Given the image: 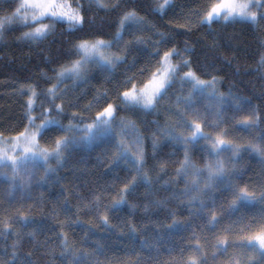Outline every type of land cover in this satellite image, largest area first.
<instances>
[{
  "label": "trees",
  "instance_id": "1",
  "mask_svg": "<svg viewBox=\"0 0 264 264\" xmlns=\"http://www.w3.org/2000/svg\"><path fill=\"white\" fill-rule=\"evenodd\" d=\"M17 2L18 0H0V9L11 10ZM82 2L88 22L81 32L71 34L66 23L58 22L47 38L32 42L21 39L23 32L28 29L17 23L10 25L9 30L0 37V132L5 136L15 135L27 122L24 118L27 96L20 95L18 89L21 85L35 84L38 85V91L43 92L49 87V83L42 79V74L53 75L51 69L67 61V53L73 42L78 37L88 38L96 33L101 34L104 39H113L115 22L126 9H135L138 15L145 18L148 26L135 34L143 36L146 43L130 45L125 62L111 73L93 67L87 82L73 87L71 80L65 81L61 86H66L68 92L64 97L65 113L60 117L62 123L67 124V117L74 111L81 112L85 122H90L100 107L94 101L98 90H107V99L119 103L117 86L123 82L125 76L135 74L138 80H143L138 71L141 67L154 65L159 59L150 54L154 51V42L160 39L156 33L165 32L168 39L160 45L161 51L175 46L184 57L191 60L192 69L202 79L215 75L220 80V91L227 93L231 90L233 94L250 100V104L244 105L247 109L243 107L240 111L231 106L225 107L223 115L226 123L221 127L229 131L231 137L228 138L242 141L236 139L234 130L229 125L249 130L237 123L238 115H247L245 111L250 113L249 110H255L261 117L258 126L252 127L250 134L253 138L264 134V68L259 66L260 57L264 55V20L257 24L245 21L224 23L220 20L211 25H196L188 31L176 25L183 23L185 15L192 11L202 13L213 0H172V5L166 9L164 15L152 10L158 0H121L120 9L114 12L98 10L94 5L89 8V0ZM132 38L129 32H125L124 41ZM186 47L190 51L184 52ZM181 91V85L177 81L156 110L117 113L118 118L125 116L134 121L144 138L145 168L151 170L155 195L145 198V186L140 184L135 192L127 196L126 204L108 211L109 225L104 226L99 217L104 214L105 206L111 205L112 198L134 173L131 167L124 164L111 166L113 149L110 144L77 148L67 155L64 165L49 180L32 185L22 198L10 202L0 192V257L5 260L10 258L13 251L11 246L16 242L19 256L25 258L31 253L32 264H75L77 256L85 252L91 253L97 247L100 251L95 257L82 260L79 264H96L97 260L100 264H134L137 260L139 264H161L178 258L181 250H184L183 257L186 260L194 254V248L199 243L200 259L205 262H209V259H220L219 262L223 263L229 261L235 251L233 243L242 235L239 231L241 225L234 222L243 220L247 223L252 217L258 219L264 216V206L259 201L245 202L248 206L245 210L240 211L239 207L235 211L231 210L229 204L232 197L230 192L223 190L224 185L215 193L204 197L207 207L203 213L199 210L198 202L189 205L187 198L183 196L180 199H171L173 191L180 193L185 186L184 180L177 178L175 171L179 161L183 159L184 145L161 140L154 154L152 141L153 133L159 126L175 119V109L173 108V113L166 109ZM69 99L72 100L71 107L67 105ZM90 101L93 102V107L87 110L86 106ZM42 103L44 107L48 106L43 95L36 100L37 114H40ZM206 105L207 102L200 98L193 100V108L201 113H204ZM208 120L211 122V113ZM205 128L213 133L212 128ZM58 135L62 133H46L40 140L41 145L51 144ZM188 148L197 166L202 167L209 159L208 144L203 139ZM243 157L247 158L248 166L242 163ZM236 169L238 177H234V184L241 187L248 185L251 191L259 183H264V176L261 175L264 163L259 156L253 153L246 156L241 153L236 161ZM166 181L169 183L165 184ZM93 193H103L98 211H89L84 206L92 199ZM152 200H167L168 203L159 208L150 206L145 211L144 205ZM131 204L138 206L131 208ZM227 209L230 212H225ZM213 211L217 214L219 223L215 228L205 227ZM172 213L175 214L174 217ZM22 218L30 223L23 225ZM173 219L177 224L169 231L168 225L173 223ZM65 221L68 223L61 227V222ZM6 222L9 223L10 231L5 235ZM229 225H233V231L225 233L224 229ZM130 226L136 228L135 233L130 232ZM60 233L66 234L71 248L64 255L61 242L57 239ZM194 234L199 237L198 241L193 238ZM224 235L228 236L227 250L216 251L214 246L217 238ZM142 240H146L152 248H142ZM169 249L173 250L171 254ZM5 250L8 255H4Z\"/></svg>",
  "mask_w": 264,
  "mask_h": 264
},
{
  "label": "snow or ice",
  "instance_id": "2",
  "mask_svg": "<svg viewBox=\"0 0 264 264\" xmlns=\"http://www.w3.org/2000/svg\"><path fill=\"white\" fill-rule=\"evenodd\" d=\"M95 6L98 10L116 11L121 7V0H89V8ZM172 5V0H162L154 4L153 11L164 15L166 9ZM49 20V23H45ZM223 20L224 23L237 21L250 22L257 24L264 20V0H213L208 9L203 13L192 11L185 15L184 22L177 24L176 27L191 31L196 25H211L214 22ZM66 23L68 31L71 34L81 32L87 19L85 16V7L82 0H18L11 10L0 9V37L3 36L9 26L19 24L28 30L23 32L21 39L32 42H39L47 38L54 31L56 23ZM145 18L138 15L135 9H126L118 16L115 22L116 31L113 39H104L101 34L96 33L88 38H77L71 49L68 51V59L65 63L57 65L51 69L53 75L42 74V79L49 83V87L38 91V85H21L20 95H26L24 118L27 121L23 129L16 132L15 135L5 136L0 132V177L9 183L10 190L15 191L22 188L24 183L31 181L32 172L30 169L37 167L44 168V175L41 177V183L46 182L52 172L64 165L67 155H70L77 148H92L101 143L111 145L110 162L111 166L118 167L121 163L130 166L133 175L119 189L116 196L112 198L110 206H105L104 214L100 215V222L104 226L109 225L108 211L118 208L127 203V196L136 191L140 184L145 186V198L155 195L152 189L153 180L150 176V169L145 168L146 153L144 147V138L139 133L134 121L125 116L117 117L119 111L152 112L157 109L160 101L166 96L169 89L177 81L181 85H190L187 95L182 91L176 94L175 100L170 101L166 109L173 113L175 119H170L164 125L159 126L153 133L152 148L155 154L161 140L170 141L174 144L184 145L183 159L179 161L176 168V177L184 180V189L180 193L173 191L171 199H180L181 196L187 198L189 205L199 203V210L203 213L207 207L204 197L209 192L224 185V191L230 192L233 199L229 208L235 211L242 202H264V183H259L251 191L249 186L243 187L233 183V177H238L236 161L241 153L251 152L261 158L264 163V134L250 140L246 145L238 143L228 138L226 128L221 125L226 123L224 111L226 106L233 107L236 111L242 110L245 104H250V100L237 96L229 90L227 93L218 88L220 80L215 76L209 79H202L201 76L192 69L191 60L184 57L175 46L167 48L161 53L160 45L168 39L165 32H157L160 39L154 42V51L150 54L152 57H159L154 65L141 67L138 71L143 80H138L137 75L125 76L123 82L117 86V99L119 103L109 101L108 91H99L94 97L99 109L90 122H85L81 112H72L67 117V124L62 123L60 117L65 113L64 97L67 88H61V85L67 80L73 82V87L79 83H85L90 78V72L93 67L111 73L120 64L127 59V52L130 45H141L146 40L141 35H136L137 31H143ZM152 27H155L153 25ZM125 32L132 35V39L124 41ZM123 41V44H121ZM115 49V50H113ZM190 49L187 47L184 52ZM179 59H174V58ZM259 66L264 68V55H261ZM183 69H187L184 71ZM123 90H120V89ZM199 94L208 101L204 113L193 108V96ZM43 95L48 102V106L41 104L39 116L34 115L36 100ZM60 100V103H56ZM69 107L73 106L72 100L67 101ZM93 102L90 101L86 106L91 110ZM211 113L213 119L208 120ZM39 120V123L36 121ZM261 117L255 110L245 115L238 124L245 128L258 126ZM219 129L215 134L205 132L204 128ZM56 131L62 133L58 135L51 144L43 146L40 140L46 133ZM130 134H134L132 139H128ZM205 140L208 143V155L211 159L205 161L202 167L193 162L189 145H194L198 140ZM231 152L230 157H223L222 154ZM55 160V167L50 166L49 162ZM3 169H9L8 172ZM163 170V166H161ZM264 176V171L261 173ZM17 177H20L21 183L17 184ZM178 182V181H173ZM169 182L166 181L165 184ZM103 193H93L92 199L84 206L89 211L99 210ZM168 203L167 200H152L144 205L145 211L150 206L162 207ZM213 200V205H214ZM136 208L137 204L129 205ZM79 210V209H78ZM173 217L175 216L172 213ZM21 223L26 225L30 223L21 219ZM67 221L61 222L64 227ZM219 223L217 214L213 211L205 227L215 228ZM234 223L240 224V235L238 241L233 243L235 249L228 264H264V216L250 218L249 222L237 220ZM177 222L168 225V230L172 231ZM70 226V225H69ZM10 231L9 223H5V235ZM233 225L224 229L225 233H231ZM130 232L135 233L136 228L130 226ZM197 241L199 237L193 236ZM57 239L60 240L64 249L62 255L71 251L68 239L65 233H60ZM228 236H219L214 246L217 251L224 252L228 246ZM149 245L146 240L141 241V247ZM13 251L10 258L0 257V264H32L31 253L25 258H21L17 251L18 243L12 244ZM191 247V245H190ZM250 250V251H249ZM100 251L97 247L91 253L85 252L77 256L75 264L82 260L95 257ZM173 250L169 249L171 254ZM181 250L178 258H172L161 264H204L203 259L198 258L201 251L199 243L194 248V254L186 260ZM4 255H8L5 250ZM260 260L255 259L256 256ZM75 256V254H74ZM71 264V262H70ZM96 264H100L97 260ZM134 264H139V260Z\"/></svg>",
  "mask_w": 264,
  "mask_h": 264
},
{
  "label": "rangeland",
  "instance_id": "3",
  "mask_svg": "<svg viewBox=\"0 0 264 264\" xmlns=\"http://www.w3.org/2000/svg\"><path fill=\"white\" fill-rule=\"evenodd\" d=\"M159 2H162V0H160ZM208 9V8H207ZM206 9V10H207ZM204 10V11H206ZM203 11V12H204ZM202 12V13H203ZM148 24L145 22V24L143 25V27H147ZM153 30V29H151ZM167 50V49H166ZM164 50L161 51V53L163 52ZM73 84V82H72ZM61 88H66V86H61ZM189 88H190V85H184L183 86V89H182V94L183 95H187L188 94V91H189ZM20 90V89H18ZM67 92H68V89H67ZM67 94V93H66ZM196 98H200L204 101H206L204 98H202L199 94L193 96L192 100L196 99ZM208 103V101H206ZM244 107V106H243ZM245 109H247L246 107H244ZM251 112V110H249ZM245 113L248 115L249 113H247V111H245ZM34 115H37L39 116V114H37L36 112H34ZM245 115H238V121L239 120H242V118L244 117ZM213 119L212 115H211V120ZM234 122V121H233ZM36 123H39V120L36 121ZM240 125V124H238ZM229 127H232V129L234 130V135L236 137V139H241L242 141L240 140H237L236 142L238 143H241V144H247L248 141L250 140H254L255 138H253L254 136H252L250 134V130L252 129V127H249V130H243L242 128H239V127H235L234 125H229ZM230 130V129H228ZM205 132H210L209 129L205 128L204 129ZM215 131H219V129H213V133L212 134H215ZM133 135L134 134H130L128 139H132L133 138ZM228 137H231L230 136V133L228 131ZM204 143L208 144L207 141L203 140ZM183 145V144H182ZM203 145V144H202ZM204 146V145H203ZM251 152H243L244 155H248L250 154ZM254 154V153H253ZM255 155V154H254ZM223 157H230L231 156V152H226V153H223L222 154ZM209 159H211L209 157ZM208 159V160H209ZM242 163L246 166H248V162H247V158L244 159V157L242 158ZM50 166L52 167H55L56 165V161L55 160H52L49 162ZM123 164V163H121ZM130 167V166H129ZM60 168V167H59ZM3 171L5 172H8V174L10 175V170L9 169H3ZM30 171L32 172V176H31V181L28 182V183H24L23 184V187L22 188H17L15 191H11L10 190V186H9V183L4 180L2 177H0V192L3 194L4 198L9 200L10 202L11 201H14L18 198H22L26 193L27 191L31 188L32 185L38 183L39 181H41V177L44 175V168L43 167H37L35 169H30ZM57 171V170H56ZM54 172H52L50 174V176L53 174ZM50 176L48 178V180L50 179ZM22 181L20 179V177H17V184H20ZM233 183H234V177H233ZM235 183H237L236 181V178H235ZM222 185H220L219 187H221ZM218 187V188H219ZM214 189L212 190L211 192H209L208 194H211V193H215L217 191V189ZM230 197H232L231 193H230ZM233 199V197L231 198V200ZM261 205L264 206V202H260ZM240 208V211L242 210H245V208H247L248 206L245 204V202H242L239 204L238 206ZM225 212H230V209H227ZM215 250L217 251V249L215 248ZM250 251V250H249ZM220 252V251H219ZM198 258L200 259V257L198 256ZM256 260H260V257L257 255L256 257ZM220 259H218L217 261L216 260H212V259H209V262H205L204 261V264H228L229 261L227 262H222L220 261Z\"/></svg>",
  "mask_w": 264,
  "mask_h": 264
},
{
  "label": "bare ground",
  "instance_id": "4",
  "mask_svg": "<svg viewBox=\"0 0 264 264\" xmlns=\"http://www.w3.org/2000/svg\"><path fill=\"white\" fill-rule=\"evenodd\" d=\"M252 211V210H251Z\"/></svg>",
  "mask_w": 264,
  "mask_h": 264
}]
</instances>
